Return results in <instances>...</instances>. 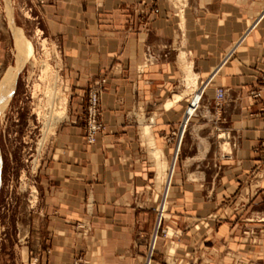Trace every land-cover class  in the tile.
<instances>
[{
  "label": "crops",
  "instance_id": "crops-1",
  "mask_svg": "<svg viewBox=\"0 0 264 264\" xmlns=\"http://www.w3.org/2000/svg\"><path fill=\"white\" fill-rule=\"evenodd\" d=\"M24 4L31 5L41 31L59 45L61 72L72 87L70 116L58 128L39 171L42 231L27 242L29 255L39 264L77 259L146 264L153 239L151 264H264V0ZM13 43L16 47L10 27H0V88L18 66ZM182 54L192 66L195 88L207 86L201 92V113L212 115L216 127L190 115V102L200 101L201 93L185 94ZM97 85L103 87L104 130L90 145L81 121L83 97ZM218 89L226 91L223 102L217 100ZM256 92L261 97L255 98ZM153 116L154 146L169 164L162 151L166 167L161 176L140 135L141 125ZM222 117L225 123H219ZM190 123L194 134L207 128L206 153L197 151L174 167L177 132ZM222 129L229 136L219 135L213 144L211 137ZM213 147L219 185L213 189L216 201L203 210L205 237L196 250L193 216H177L176 211L179 201L191 212L194 203L183 200L179 186L190 178L189 163L204 164ZM221 147L230 150L221 153ZM150 148L153 156L155 148ZM165 173L167 181L176 180L164 193H170L174 219L163 227L166 236H159L161 193L155 180ZM200 173L207 177L204 170ZM161 208L163 221L166 206Z\"/></svg>",
  "mask_w": 264,
  "mask_h": 264
},
{
  "label": "rangeland",
  "instance_id": "rangeland-1",
  "mask_svg": "<svg viewBox=\"0 0 264 264\" xmlns=\"http://www.w3.org/2000/svg\"><path fill=\"white\" fill-rule=\"evenodd\" d=\"M30 8L31 5L24 4V0H0V27L5 29H9L10 27L12 30L16 39V47H14V43L12 45L13 58L16 56L18 61V66L10 74V76L15 75L17 77L14 89L5 98L7 104L0 114V156L2 158L0 168V264H31L35 260L39 264L38 258L29 255L27 248V246H31L27 242L31 241L32 234L34 233V239H38L42 231L40 228V214L38 212L41 202L39 171L42 160L47 154V149L55 138L58 128L68 120L72 110V87L64 79V75L61 72L62 55L59 45L41 31V25H39L38 20L33 19ZM31 52H33V55ZM7 81H4L0 88V99L3 96ZM186 88L183 84V89ZM203 90L205 89L198 87V89L188 90L185 94H193V91L200 94ZM51 91L58 92L59 98L65 95L64 98L68 100L65 119L63 118V120L56 124L55 122L51 123L53 125H50L47 119L50 112L47 94L49 95ZM89 91L90 88L83 97V117L81 121L85 125V128ZM201 100L202 98H200V101L196 98L190 102L192 104L190 115H198L194 118L198 117L201 124H212L213 127H216V119L212 118V115L209 117L202 115ZM199 102L200 106H197ZM187 113L188 108L186 116ZM151 119V121L147 119L140 127L141 140L144 145H146V141L143 129L147 125L151 127L152 133L155 129L153 126L156 119L154 116ZM219 123H225L223 117ZM191 125V123L188 124L184 134L183 144L176 162L177 165L186 160V158L196 156L197 151L198 153H206L203 151L205 146L203 143L207 142L206 140L210 141L207 139V128L206 130L203 128L202 130L204 131L201 133L194 134L190 132ZM213 127L211 129H214ZM181 130L180 132H182ZM222 130L216 132L211 137L213 144H216L219 135L223 138H225L224 134L227 137L229 136L227 131ZM177 133L179 134V132ZM203 138H206V140H203ZM222 142L223 144L225 143L223 140ZM146 147L148 157L156 162L152 156V149L148 145ZM155 147H157L156 142ZM212 150L213 154L209 155L204 164L200 162L194 163V160H192L194 164L192 162L189 163L190 171H192V173L188 174L190 178L184 179L182 186H179L180 188L183 187L182 190L179 188V193H183L181 196L183 200L194 203V210L191 212L189 210L186 211L184 209L185 206H181L182 202L179 201V209H176V211L178 212L177 216H185L186 212L193 216V237L195 239L196 250L201 249L200 247L203 246L202 239L205 237L201 225L202 217L205 215L203 210L209 206V203L216 201L213 189L219 185L216 174L220 171V164H218L219 162H217V157L214 153L216 152V148L213 147ZM229 150V147H225L223 150L221 147L220 152L225 151L221 153H228ZM201 158L200 155L197 160ZM220 158L222 159V155ZM165 160L167 162L166 156ZM202 170L206 172L207 177L205 179L202 178L200 173ZM166 175L167 173L162 178L159 177L158 180H155L161 193L159 205L166 206L160 226L157 220L156 230L157 232L160 231L159 236H166L163 227L171 218L174 219V214L169 211L174 209L171 207L170 193H164L167 186H173L176 180L173 178L169 182L166 180ZM152 248L153 239L149 245L148 254L151 251H156L154 248L152 250ZM79 260L81 259H77L73 264Z\"/></svg>",
  "mask_w": 264,
  "mask_h": 264
},
{
  "label": "bare ground",
  "instance_id": "bare-ground-1",
  "mask_svg": "<svg viewBox=\"0 0 264 264\" xmlns=\"http://www.w3.org/2000/svg\"><path fill=\"white\" fill-rule=\"evenodd\" d=\"M21 53H22V51H21ZM32 53L33 52H31V54ZM21 58H22V56H21ZM180 61L182 63V67H183V69L185 71V74H186V79L184 81V85L187 88L195 89V87H196L195 76H194L193 71H192V66L188 63V61H187V59L185 57V54L181 55ZM16 79H17V77L15 75L14 76L13 75L10 76L9 80L7 81V84L5 85L3 96L0 99V114L3 112L4 108L6 107L7 101L5 100V98L8 96V94L12 93V91L14 89V86H15V83H16ZM191 89H189V90H191ZM202 93H201V98H202ZM47 96H48V98H47L48 106H49V109H50V112L48 113L47 119H48V123L50 125H53L51 123L55 122V124H56L57 122L63 120V118L67 115L68 100L66 98H64L65 95H62L61 98H59L58 97L59 96L58 92H56V91L55 92L51 91V93H49V95L47 94ZM184 124H185V122H184ZM183 127H184V125H183ZM185 132H186V130L184 129V134H185ZM143 133H144L145 141L147 142V144L150 147H154L155 148V146H154V138H153V135H152V132H151V127L147 125L143 129ZM153 156H154V158H155V160L157 162L158 171H159L160 176H161V175H163V172H164L165 167H166L165 163L162 162L163 153H162V151L160 149L155 148L154 152H153ZM1 159L2 158L0 156V168H1ZM175 164H176V161H175Z\"/></svg>",
  "mask_w": 264,
  "mask_h": 264
},
{
  "label": "built area",
  "instance_id": "built-area-1",
  "mask_svg": "<svg viewBox=\"0 0 264 264\" xmlns=\"http://www.w3.org/2000/svg\"><path fill=\"white\" fill-rule=\"evenodd\" d=\"M207 86H205L204 89H206ZM103 87L101 85H97L90 88V91L88 93V99H87V106H86V141L88 144L92 145L97 142V139L99 135L104 130V124L101 120V94H102ZM204 91V90H203ZM217 100L220 102H223L226 99V91L223 89L217 90ZM255 98L261 97V94L259 92H256L253 94ZM182 132L179 131V134L177 136V143H176V153L174 155L173 161L175 160L177 162L178 156L181 150L182 141L184 138V129L183 126ZM176 166V164L174 165ZM175 172V168L173 167V173ZM161 205L158 207V225L161 224ZM154 248V247H153ZM152 248V250H153ZM153 256V251L149 254V257L147 259L146 264H151ZM31 264H38V261L35 260ZM75 264H86L82 262L81 260L77 261Z\"/></svg>",
  "mask_w": 264,
  "mask_h": 264
}]
</instances>
